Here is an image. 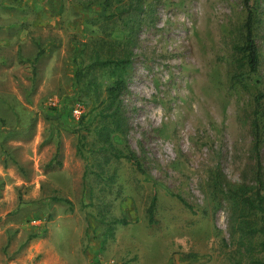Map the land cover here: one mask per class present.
I'll list each match as a JSON object with an SVG mask.
<instances>
[{"label":"rangeland","instance_id":"374dc122","mask_svg":"<svg viewBox=\"0 0 264 264\" xmlns=\"http://www.w3.org/2000/svg\"><path fill=\"white\" fill-rule=\"evenodd\" d=\"M109 1L0 0V264L264 262L258 238H232L222 192L255 184L251 121L254 97L264 93V0H250L259 67L242 83L232 80V45L244 38L243 0H144L130 16V64L94 74L99 89L118 76L126 81L120 100L141 170L98 151L101 107L74 79L83 43L103 33L100 12L128 0ZM112 29L122 41L120 26ZM79 133L95 151L85 159ZM262 137L264 180V130ZM114 145L125 150L118 137Z\"/></svg>","mask_w":264,"mask_h":264},{"label":"trees","instance_id":"16d2710c","mask_svg":"<svg viewBox=\"0 0 264 264\" xmlns=\"http://www.w3.org/2000/svg\"><path fill=\"white\" fill-rule=\"evenodd\" d=\"M109 0H103V4L109 3ZM144 0H128L127 3H117L116 9L111 13L100 12L95 24L100 23L103 33L99 38L92 39L83 43L79 57L80 65L74 72L75 82L82 84V91L92 94L94 102L101 107L99 113L101 123L97 127V137L100 140L98 151L108 153L114 159L125 158L133 162L138 170H141V163L138 157L128 146V124L125 112L120 100L121 93L127 88L126 81L121 76L116 77L111 85L104 89H99L101 84L96 81L94 72L103 68L125 69L131 62L129 47L136 40L134 19L129 20L133 13L141 12ZM246 9V16L242 27L244 31L243 41L239 44H233L232 50L237 55L236 71L232 75L235 83H242L253 73H257L259 67V53L254 38L255 14L251 10L250 0H243ZM122 6L123 8H120ZM120 26L124 33L122 41L111 37L112 27ZM122 45V46H121ZM121 49V50H118ZM118 50V52H117ZM42 51L37 50L35 58H38ZM102 93L103 98L98 100ZM96 96V97H95ZM264 93H258L254 97V107L252 112L251 132L253 134L252 153L254 154L256 165L254 171V185L241 183L224 189V196L231 202L229 203L231 217L232 238L240 245L247 241L250 243L254 238H258V246L264 251V180L262 179V163L260 159V146L263 140L264 130ZM81 118V117H80ZM82 119L79 121L81 124ZM84 126L86 130L88 127ZM76 132H80L77 128ZM114 137H118L124 143L125 150L115 147ZM85 136L79 133L76 151L81 158H87L85 152H95L94 149H85ZM58 155V150L55 156ZM86 175V173H85ZM84 175V176H85ZM174 196L186 207L191 208L190 204L179 194ZM215 198L213 192V199ZM55 200L69 203L65 198L56 197ZM157 203V195L154 192L151 196L149 205L146 209L148 222H154V213ZM126 224V220L120 221ZM36 235H30L28 239ZM254 264H264L256 262Z\"/></svg>","mask_w":264,"mask_h":264}]
</instances>
